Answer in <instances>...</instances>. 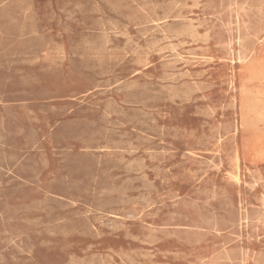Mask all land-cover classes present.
Masks as SVG:
<instances>
[{
    "label": "rangeland",
    "instance_id": "rangeland-1",
    "mask_svg": "<svg viewBox=\"0 0 264 264\" xmlns=\"http://www.w3.org/2000/svg\"><path fill=\"white\" fill-rule=\"evenodd\" d=\"M245 97L264 0H0V264H264Z\"/></svg>",
    "mask_w": 264,
    "mask_h": 264
},
{
    "label": "bare ground",
    "instance_id": "bare-ground-1",
    "mask_svg": "<svg viewBox=\"0 0 264 264\" xmlns=\"http://www.w3.org/2000/svg\"><path fill=\"white\" fill-rule=\"evenodd\" d=\"M113 9V8H112ZM257 9V8H255ZM254 10V9H253ZM6 11V10H4ZM99 11V10H98ZM258 11V10H257ZM146 13V12H145ZM236 13V12H235ZM260 13V12H259ZM143 14V12H142ZM147 14V13H146ZM147 16V15H145ZM246 16V15H245ZM255 16V15H254ZM261 16V15H260ZM7 18V17H6ZM236 18V17H235ZM241 18V17H240ZM242 19V18H241ZM259 19V18H258ZM192 20V19H191ZM231 20V19H230ZM156 21V20H155ZM182 21V20H181ZM184 21V20H183ZM236 21V19H235ZM153 22V21H152ZM189 22V21H188ZM205 22V21H204ZM207 22V21H206ZM110 23V22H109ZM228 23V21L226 22ZM156 24V23H155ZM165 24V23H164ZM164 24H162L164 26ZM237 24V22H236ZM116 25V24H115ZM227 25V24H226ZM166 26V25H165ZM117 27V26H116ZM104 28V27H103ZM237 29V28H236ZM231 31V30H230ZM114 35V34H113ZM117 36V35H116ZM121 36V35H120ZM80 37V36H79ZM143 40V39H142ZM128 41V40H127ZM107 43V42H106ZM100 44V43H99ZM102 44V43H101ZM104 44V43H103ZM242 44V43H241ZM103 46H106V45H103ZM172 47V45H171ZM64 48V47H63ZM66 49V48H65ZM177 53V52H176ZM239 54V53H238ZM239 57V56H238ZM67 58V57H66ZM174 58V57H173ZM146 59V58H145ZM233 60V59H232ZM245 61V60H244ZM229 62V61H228ZM234 62V61H233ZM173 63V62H172ZM232 63V62H231ZM246 71L248 72V79L246 81H253V82H259L260 79L255 77L256 75L254 74V67L249 65V66H246ZM188 72V71H187ZM181 74V73H180ZM169 80V78H168ZM174 84V83H173ZM242 108H243V122L244 124H246V127L249 129V128H253V126L255 125L254 123L252 124V121L251 119L252 118H255V120H257V122L259 123H262L264 124V119L263 117L260 115L259 112H256V109H255V104H254V101L249 98V97H245V99L243 100V103H242ZM258 113V114H257ZM106 114V113H105ZM241 126V125H239ZM220 160V159H219ZM236 161L238 162L239 161V157L236 159ZM45 164V163H44ZM38 176V175H37ZM244 187V186H243ZM244 189V188H243ZM245 202V201H244ZM164 205V204H163ZM114 216V215H113ZM88 217V215H87ZM86 218V217H85ZM240 220V219H239ZM103 225V224H102ZM215 225V224H214ZM92 258V257H91ZM150 264V263H149Z\"/></svg>",
    "mask_w": 264,
    "mask_h": 264
}]
</instances>
